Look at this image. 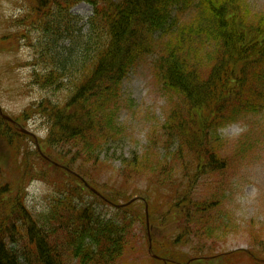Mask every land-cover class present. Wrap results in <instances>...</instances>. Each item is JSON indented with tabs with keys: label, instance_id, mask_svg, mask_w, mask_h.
<instances>
[{
	"label": "trees",
	"instance_id": "16d2710c",
	"mask_svg": "<svg viewBox=\"0 0 264 264\" xmlns=\"http://www.w3.org/2000/svg\"><path fill=\"white\" fill-rule=\"evenodd\" d=\"M24 1L0 48L27 42L30 84L59 96L12 121L0 115L8 151L0 152V264H132L126 256L137 223L151 245L149 264H230L236 254L205 245L220 200L202 192L228 167L219 131L264 111V15L251 18L241 0ZM80 3L92 7L86 23L70 13ZM189 4L191 20L178 21ZM152 54L156 79L175 97L160 136L124 159L115 181L101 183V154L120 135L122 83ZM34 114L46 136L30 151L16 142L25 137L16 125ZM10 155L15 168L6 172ZM32 178L54 189L45 213L26 205ZM99 203L112 212H100ZM260 251L244 252L247 263L262 264Z\"/></svg>",
	"mask_w": 264,
	"mask_h": 264
},
{
	"label": "rangeland",
	"instance_id": "374dc122",
	"mask_svg": "<svg viewBox=\"0 0 264 264\" xmlns=\"http://www.w3.org/2000/svg\"><path fill=\"white\" fill-rule=\"evenodd\" d=\"M240 2L242 8L249 11L251 18L264 15V0ZM192 6L189 4L176 19L189 22L195 13ZM25 8L24 0H0V38L14 30H11L13 19L22 14ZM70 13L86 23L91 16L92 7L80 3ZM26 44L27 42L21 41L17 47L0 48V108L2 116L9 118H17L25 108L42 99L54 100L59 96L42 92L30 84L33 47ZM154 56L143 57L122 83L116 119L120 135L101 154L107 166L100 175L101 183L115 181L123 160L131 158L133 153H143L149 146L150 139L156 137L154 139L157 141L160 136V126L166 119L172 98L175 97L172 93H166L156 79ZM19 124L23 126H18ZM18 125L16 126L21 135L25 137L18 136L19 140L16 142L23 144V149L27 147L30 151L33 150V139L37 141L46 136V125L36 114L25 124L19 122ZM219 136L225 141L223 152L228 158V167L223 175L207 178L208 188L205 187L202 192H218L220 200L216 217L218 221L212 225L214 238L207 239L205 245L216 252H226L229 255L227 257L236 254L232 256L235 260L230 264H249L244 252L252 250L258 254L261 250L260 255L264 256V111L228 125L219 131ZM4 146L0 139V152L7 156L8 151ZM11 158L10 155L6 172L15 168ZM48 171L51 176L58 173L55 169ZM138 185L140 189H145L143 182ZM53 190L52 186L37 178L26 181L24 197L29 210L37 214L45 213L54 198ZM85 200H93V197L86 195ZM97 205L103 214L112 212L107 206L100 203ZM144 228L140 223L134 225L132 248L126 256L132 264H149ZM160 238L161 234L157 233L156 239ZM252 242L259 246L258 251L253 249ZM182 250L191 253L192 249L185 247ZM69 262L77 264L67 258V263Z\"/></svg>",
	"mask_w": 264,
	"mask_h": 264
},
{
	"label": "water",
	"instance_id": "95a60500",
	"mask_svg": "<svg viewBox=\"0 0 264 264\" xmlns=\"http://www.w3.org/2000/svg\"><path fill=\"white\" fill-rule=\"evenodd\" d=\"M4 118L8 119L7 117L4 116Z\"/></svg>",
	"mask_w": 264,
	"mask_h": 264
}]
</instances>
